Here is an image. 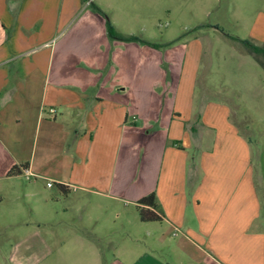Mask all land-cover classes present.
Returning <instances> with one entry per match:
<instances>
[{
	"label": "crops",
	"instance_id": "0c3cea01",
	"mask_svg": "<svg viewBox=\"0 0 264 264\" xmlns=\"http://www.w3.org/2000/svg\"><path fill=\"white\" fill-rule=\"evenodd\" d=\"M150 2L0 0V264H264V165L226 92L197 100L200 41L111 40L93 9L126 30ZM251 31L264 45L263 11ZM26 176L67 202L45 201L47 249L6 199ZM151 193L161 221L141 223Z\"/></svg>",
	"mask_w": 264,
	"mask_h": 264
},
{
	"label": "rangeland",
	"instance_id": "374dc122",
	"mask_svg": "<svg viewBox=\"0 0 264 264\" xmlns=\"http://www.w3.org/2000/svg\"><path fill=\"white\" fill-rule=\"evenodd\" d=\"M151 2L146 12L130 14L133 21L126 30L114 29L109 14L104 13L106 17L97 15L105 24L108 21L116 33L130 32L147 39L162 51L198 39L203 52L199 81L194 89L197 100L200 96L219 94L220 90L223 94L226 92L230 103L238 106L236 109V118L240 122L238 127L253 146L254 164L258 166L257 168L261 164L264 165V66L229 38L250 41L257 13L264 12V0H151ZM90 3L91 0L88 4ZM259 21H263L262 16ZM70 35L71 32L66 31L60 38H68ZM207 84L212 87L213 92L203 91ZM13 180L25 185L19 184L16 189L9 190L6 199L13 201L12 199L18 198L17 202L23 213L28 214L30 209H34V215L26 221L19 220L18 223L19 225L27 223L34 230H37L39 224L38 227L44 234L41 238L34 237V240L36 243H42L47 249L49 231L47 234L45 201L50 197V193L58 196V191L50 190L46 185L43 189L47 180L42 181L35 176ZM35 181L40 187L32 190L24 188L28 183ZM69 196L73 198L68 201L69 203L75 202V196L79 198L74 194ZM57 200L58 205L56 207L51 205L49 208L52 213L60 211L63 205L67 204L63 196L59 195ZM57 223L53 221L50 224ZM151 243L149 239L147 246L152 247ZM160 256L165 261L169 260L166 250Z\"/></svg>",
	"mask_w": 264,
	"mask_h": 264
},
{
	"label": "trees",
	"instance_id": "16d2710c",
	"mask_svg": "<svg viewBox=\"0 0 264 264\" xmlns=\"http://www.w3.org/2000/svg\"><path fill=\"white\" fill-rule=\"evenodd\" d=\"M85 1V0H82ZM94 11L106 17L104 13H102L97 8H93ZM106 30L107 35L111 40L120 41V42H140L146 44L148 46H154L152 44L142 42L138 38L134 36H123L121 34L116 33L112 27L110 26L109 22L106 21ZM234 43L239 45L243 48L247 53L252 55L257 61H259L264 66V45L257 46L251 41L240 40L235 37H229ZM155 47V46H154ZM27 167V164H23L21 166H14L12 167L9 172L8 176L20 175L21 171ZM66 195V192H63ZM139 221L141 223H158L161 221V216L158 214V204L153 193L141 198L138 200L135 206Z\"/></svg>",
	"mask_w": 264,
	"mask_h": 264
},
{
	"label": "built area",
	"instance_id": "2783aa9c",
	"mask_svg": "<svg viewBox=\"0 0 264 264\" xmlns=\"http://www.w3.org/2000/svg\"><path fill=\"white\" fill-rule=\"evenodd\" d=\"M49 113H51V114H52V113H54V110H53V109L49 110ZM47 186H48V187H50V186H51V184H50V183H48V184H47Z\"/></svg>",
	"mask_w": 264,
	"mask_h": 264
}]
</instances>
